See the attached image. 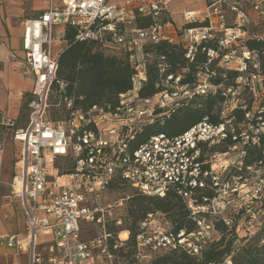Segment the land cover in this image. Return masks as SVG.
Wrapping results in <instances>:
<instances>
[{"label":"built area","instance_id":"2783aa9c","mask_svg":"<svg viewBox=\"0 0 264 264\" xmlns=\"http://www.w3.org/2000/svg\"><path fill=\"white\" fill-rule=\"evenodd\" d=\"M173 1L44 0L40 13L23 21L22 55L11 52L10 61L23 75L34 77L28 118L22 126L6 116L2 122L22 145L10 188L24 213L26 237L0 234V248L28 253L30 264H154L152 253L161 251L202 256L220 236L217 222L240 237L264 229V160L245 161L249 147L264 153V120L259 114L255 117L256 111L264 110V34L259 28L264 26V0H206L209 13L204 17L185 13L177 31L167 9ZM142 17L153 23L136 28ZM58 26L62 35L71 27L76 40L92 42L107 54L127 56L137 69L133 88L120 93L116 102L87 108L75 107L74 100L65 97L67 112L53 121L49 116L53 86L65 88L57 77L65 48L62 37H54ZM178 37L191 61L196 46L212 42L205 71L215 61L225 70L237 71L238 88L252 89L259 109L248 110L245 119L236 122L228 116L233 106L228 105L220 111L219 122L205 118L180 135L155 133L140 141L137 134L157 108L167 111L220 87L200 71L194 85L183 83L181 74H170L157 84L161 91L140 95L138 85L151 58L145 46L162 39L175 42ZM249 40L258 46L251 48ZM236 92L228 87L223 95L230 99ZM231 99L234 105L239 102L236 96ZM114 185L159 197L175 190L195 228L178 230L165 214L150 212L139 222L131 250V231L120 212L130 196L108 201L105 192ZM90 230L96 232L85 236ZM41 232L52 240L39 250ZM226 263L233 264L231 256Z\"/></svg>","mask_w":264,"mask_h":264},{"label":"trees","instance_id":"16d2710c","mask_svg":"<svg viewBox=\"0 0 264 264\" xmlns=\"http://www.w3.org/2000/svg\"><path fill=\"white\" fill-rule=\"evenodd\" d=\"M152 23V18L142 17L138 19L135 27L145 28ZM195 24L202 25L205 23ZM195 24H188L187 26ZM75 34V29L71 27L66 28L64 31L62 39L67 44L59 60L57 77L65 82V88L59 90L58 85H54L51 96L58 94L59 100L63 103L65 97L72 98L75 107L78 108H87L93 104L116 102L120 93L133 88V76L137 73L136 65L130 62L125 55L107 54L92 42L76 40ZM247 44L251 48L258 46L253 40H249ZM212 46V42H201L196 46L195 56L191 61L186 57L187 48L179 37L175 42L162 39L157 43L147 44L145 52H150L151 58L146 63V77L140 84V95L150 97L161 91V85L157 86V84L170 74H181L183 83L194 85L197 82V73L205 71L207 49ZM217 63L216 61L211 63L210 70L205 71V73L211 75L210 81L213 84L220 85L216 93L196 94L191 99L180 102L167 111L157 108L154 116L143 123V132L137 134L138 139L143 141L155 133H165L169 136L180 135L205 118L212 122H219L221 120L219 113L222 110V103L228 99L223 95V91L228 87L235 88V85L238 88L236 77L239 73L235 70H225ZM220 69L228 73V81H224L222 76L217 77V71ZM243 89L250 92L252 106H248L245 101H239L236 105H233L228 111V116L233 117L236 122L245 119V113L248 110L259 109L255 107L252 89L248 87ZM256 89H260L259 83H256ZM199 98L204 99L196 103ZM261 106L264 107L262 101ZM258 114L264 120V110L260 113L256 111L255 117ZM3 117L4 115L0 111V122ZM60 119L54 118L52 120L58 121ZM259 160H264L263 149L249 147L245 156L246 163H255ZM129 199H131L130 207H132L130 217L133 218L132 224L127 225L131 231L129 238V246L131 247L132 244L131 250L135 245L138 224L150 212L165 214L178 230L187 229L191 231L195 228L189 212L175 190H170L165 197L137 192ZM216 226L220 236L202 253V256H194L183 250H177L170 251V254L165 252L164 255L154 259L153 263L227 264L226 259L231 256L233 264H264V243L261 242L260 238L264 231L261 230L262 232L258 235L257 240L252 238L247 243H243L242 241H245L248 237L236 235L220 222H217ZM238 240H242L240 244L237 243ZM238 247H240V250L235 255L234 251Z\"/></svg>","mask_w":264,"mask_h":264},{"label":"crops","instance_id":"0c3cea01","mask_svg":"<svg viewBox=\"0 0 264 264\" xmlns=\"http://www.w3.org/2000/svg\"><path fill=\"white\" fill-rule=\"evenodd\" d=\"M194 2L196 1L186 0L188 5H193ZM44 6V0H0V111L4 116L15 119L17 122L23 106L27 107L34 85V77L33 75L25 76L19 72L18 67L10 61V54L16 52L22 55V23L38 15ZM8 8L19 10L18 21L13 20V15L5 16V11L10 10ZM168 11L169 18L173 21L177 31L183 25V20L180 21V18L176 17V12ZM169 32L174 33V30L169 29ZM63 42L66 41L62 39V45ZM18 143L21 154L22 145ZM3 197L0 200V234H16L20 238H25L26 226L22 207L12 196ZM0 264H30V258L26 252L17 253L14 249L1 247Z\"/></svg>","mask_w":264,"mask_h":264},{"label":"rangeland","instance_id":"374dc122","mask_svg":"<svg viewBox=\"0 0 264 264\" xmlns=\"http://www.w3.org/2000/svg\"><path fill=\"white\" fill-rule=\"evenodd\" d=\"M111 1H114V0H111ZM195 1L196 2H194L193 5H188V3H186V0H175L173 2H170L167 5V9L170 10L171 12H176L175 13L176 17H179L180 21L184 20V14L185 13H196L200 17L206 16L209 13V11L207 10L206 0H200V1L195 0ZM8 9H10V10L5 11V16L6 15H13L14 16L13 20L18 21L17 17H18V14H20L19 10H15L14 8H8ZM163 20H166V19H163ZM259 28L261 29V32L264 34L263 24H260ZM54 37H55V39H60L61 37H63L62 27H59V26L56 27L55 32H54ZM66 44H67L66 42H63L64 46H66ZM55 46L58 47V40L55 42ZM144 74L146 77L145 72H144ZM219 76H222L224 81L229 80L228 73L222 71L221 69L217 71V77H219ZM140 82L142 83V81H140ZM140 84L138 85L139 89H140ZM235 89L237 91L236 95L231 93L230 99L223 101L222 109L225 108L226 106L228 107V105H234L235 101L231 99L233 96H236V99L239 98L240 102L245 101L248 106H252V103H251L252 96H251L250 92L248 90L243 89L242 87L238 89L236 85H235ZM204 98L197 99L196 103L202 101ZM261 99H262V105H264V96H261ZM50 100H51L50 101L51 106L49 109L50 118L51 119L62 118L67 111H66V106L64 105V103L59 100V95L53 94L51 96ZM18 118H19L18 122H17L18 125L24 124L27 121L28 111H27L26 105L23 106L21 113L19 114ZM147 118L148 117H145V119H147ZM19 154H20V146H19V143L14 139V132H13L12 128L9 126H6V124L3 123L2 119H1V122H0V200H2L4 198L3 196H5V195L12 196L11 188H10V182L12 181L13 177L16 174L17 162H18L20 155H21V154L20 155ZM261 172H262V175L264 178V164H263V167L261 169ZM136 193H137L136 190L133 189L132 187L128 188V187H122L121 185H117V186L111 187L108 191H106L105 197L108 201L113 202L114 200H117L118 198L119 199L120 198H126L127 196L132 197ZM12 198L15 200V198L13 196H12ZM262 199H263L262 210H263V222H264V183H263V198ZM5 200H7V199H5ZM130 204H131V199L124 200L123 206L120 209V212L122 213V215L124 217V223L128 226H130L133 222V218L130 217V209L132 210V207H130ZM254 207H256L258 209L259 208V202H256L254 204ZM163 226L165 228H167V226L164 223H163ZM262 231H264V229H262ZM262 231H259L256 234H252L250 236H247L248 239H245V241L238 240L237 243L240 244L241 241L243 243H247L252 238L257 240L258 235ZM94 232H96V231L90 230L88 232H85V236H90ZM39 237H40L39 246H38L39 250H41L42 246L46 245L47 243H50L52 240L51 237L46 236V234L44 232H41ZM260 238H261V242L264 243V234H262ZM131 248H132V244H131ZM239 250H240V247H238L234 251L235 252L234 254L236 255L239 252ZM43 252H45V251L43 250ZM166 253L170 254V252H166ZM164 254H165V252H163V251L157 252V253H152L153 261H154V259H157ZM231 260L233 263L232 257H231Z\"/></svg>","mask_w":264,"mask_h":264},{"label":"bare ground","instance_id":"6f19581e","mask_svg":"<svg viewBox=\"0 0 264 264\" xmlns=\"http://www.w3.org/2000/svg\"><path fill=\"white\" fill-rule=\"evenodd\" d=\"M124 235L126 236V234H125V233H123V236H124Z\"/></svg>","mask_w":264,"mask_h":264}]
</instances>
